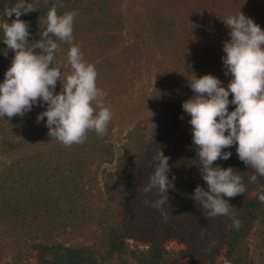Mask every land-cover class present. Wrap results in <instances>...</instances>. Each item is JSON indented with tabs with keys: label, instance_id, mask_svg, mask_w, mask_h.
Segmentation results:
<instances>
[{
	"label": "trees",
	"instance_id": "obj_1",
	"mask_svg": "<svg viewBox=\"0 0 264 264\" xmlns=\"http://www.w3.org/2000/svg\"><path fill=\"white\" fill-rule=\"evenodd\" d=\"M16 2L0 0V23L16 19L4 14ZM27 2L39 9L20 17L30 25L31 47L42 38L47 12L58 0ZM120 2L62 0L57 12L78 13L74 43L95 65L109 109L123 95L112 86H128L142 65L148 75L153 67V106L118 147L110 140L111 122L103 138L90 132L85 143L65 147L48 135L46 117L37 123L46 104L34 105L23 117L0 119V259L10 251V264H217L219 258L256 264L246 248L254 235L257 264H264V204L257 191L264 177L259 184L249 183L254 173L239 160L236 145L224 149L231 157L214 166L232 167L247 186L244 195L225 197L242 227L234 228L229 217L206 218L192 199L197 185L205 190L207 185L198 168L190 117L182 108L193 95L189 82L195 76L212 74L227 87L231 75H225L222 57L231 37L223 21L242 12L264 30V0H142L141 12L128 19L119 11ZM125 36L131 45L123 44ZM68 49L61 43L56 54L66 75ZM5 52L0 29V83L15 55ZM234 108L229 105V111ZM159 150L170 157L169 179L175 175L169 206H163L166 221L144 202L158 198L155 189L146 194L144 187ZM213 240L218 243L209 250ZM170 242L181 248H166Z\"/></svg>",
	"mask_w": 264,
	"mask_h": 264
},
{
	"label": "clouds",
	"instance_id": "obj_2",
	"mask_svg": "<svg viewBox=\"0 0 264 264\" xmlns=\"http://www.w3.org/2000/svg\"><path fill=\"white\" fill-rule=\"evenodd\" d=\"M63 6L62 0H58L48 10L42 38L31 47L28 46L30 25L20 17L39 9L27 0H17L14 6L4 10L8 19L16 17L10 23H0L7 52L15 55L0 83V119L23 117L34 105L46 104V110L37 116V123L46 117L48 135L71 147L85 143L90 132L103 138L112 113L105 105L107 93L97 86L95 65L84 59L74 43V19L78 13L73 10L58 14L57 8ZM223 22L230 29L231 39L224 42L222 61L225 75L230 74L231 80L224 87L212 74L195 76L189 82L193 95L182 103V108L190 117L188 123L199 157L198 168L207 185V190L197 185L192 199L205 210L206 218L229 217L233 227L239 230L242 222L225 197L244 195L247 186L239 172L232 167L214 166V162L229 159L232 153L224 149L236 145L239 160L254 173L249 183L259 184L258 178L264 177V30L242 12ZM61 43L69 45L67 75L57 62ZM35 49L40 52L36 53ZM58 81L59 93L56 92ZM230 104L235 105L233 111H229ZM169 159L159 150L154 157L155 171L144 187L146 194L156 190L158 198L144 202L160 211L165 221L168 217L163 206L168 205L169 189L174 188L175 180L174 174L171 180L168 176ZM257 191L259 202L264 204V184H259ZM217 243L210 241L209 250ZM220 260L230 264L226 258H219L217 264Z\"/></svg>",
	"mask_w": 264,
	"mask_h": 264
},
{
	"label": "rangeland",
	"instance_id": "obj_3",
	"mask_svg": "<svg viewBox=\"0 0 264 264\" xmlns=\"http://www.w3.org/2000/svg\"><path fill=\"white\" fill-rule=\"evenodd\" d=\"M141 3L142 0H121L119 11L123 17L128 19L132 15H137L141 12ZM125 39L123 44L131 45L130 39H127V36H125ZM146 69L147 67L145 68L144 65L140 66L138 77L130 78L128 86L122 84L112 86L116 94L118 92L123 94L118 98L115 105L110 107L112 113L110 140L116 146L122 142L123 135L130 129L133 123L146 116L153 106L152 98L150 97L154 84L153 71L150 69L151 74L148 75ZM130 76L131 74H128L127 78ZM256 243L257 238L251 235L247 240L246 248L248 256H251L257 264L259 249L254 247ZM166 248L177 250L181 248V245L176 242H170L166 245ZM11 255L10 251L4 252V255L0 259V264H10ZM20 264H31V261H23Z\"/></svg>",
	"mask_w": 264,
	"mask_h": 264
}]
</instances>
